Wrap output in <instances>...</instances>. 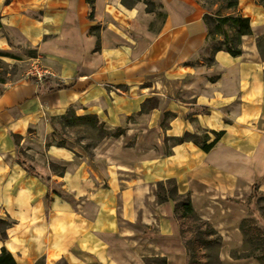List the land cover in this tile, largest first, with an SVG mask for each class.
Returning <instances> with one entry per match:
<instances>
[{
	"label": "crops",
	"instance_id": "crops-1",
	"mask_svg": "<svg viewBox=\"0 0 264 264\" xmlns=\"http://www.w3.org/2000/svg\"><path fill=\"white\" fill-rule=\"evenodd\" d=\"M158 1L164 18L142 0H93L92 9L87 0H0V52L23 43L45 73L0 82V219L9 222L0 251L17 264H187L158 182L172 179L192 199L200 190L237 198L254 183L264 192L263 6L238 0L252 34L240 55L218 50L206 66L189 63L205 46V9ZM149 98L157 105L142 110ZM69 109L125 132L92 156L59 146L50 119ZM185 133L193 138L172 142ZM215 134L201 149L197 140Z\"/></svg>",
	"mask_w": 264,
	"mask_h": 264
},
{
	"label": "rangeland",
	"instance_id": "rangeland-1",
	"mask_svg": "<svg viewBox=\"0 0 264 264\" xmlns=\"http://www.w3.org/2000/svg\"><path fill=\"white\" fill-rule=\"evenodd\" d=\"M195 1L205 12L212 14L230 10L239 13L238 5L230 9L226 7L233 0ZM11 45L12 49L5 54L14 60L8 64L0 61V82L30 76L29 70L34 67L29 59L35 55L33 49L14 40ZM71 114L69 111L68 116ZM52 123L60 133L55 134V143L63 139L65 146L67 143L73 145L89 156L106 137L97 126L89 123L68 124L59 120ZM130 139L132 137L126 141L130 142ZM21 157L26 159L24 153ZM173 187V183H164L162 193L176 199L180 205L183 199L177 196ZM185 195L190 200L192 213L186 215L179 206L176 215L189 264H264V192L245 186L239 189L237 198L219 196L206 190H200L193 199L188 193ZM3 227L4 224L0 223V230ZM148 263L160 264V261L151 260Z\"/></svg>",
	"mask_w": 264,
	"mask_h": 264
},
{
	"label": "trees",
	"instance_id": "trees-1",
	"mask_svg": "<svg viewBox=\"0 0 264 264\" xmlns=\"http://www.w3.org/2000/svg\"><path fill=\"white\" fill-rule=\"evenodd\" d=\"M89 5L93 6V0H87ZM137 1L139 0H121V3L126 5L127 7L133 6ZM146 7V11L149 12H156L158 18H164L165 17V12L163 11V5L158 1V0H142ZM257 3L263 6L264 8V3L262 1L264 0H255ZM238 5V0H233L232 2H229L227 4V8L230 9L231 7H235ZM91 16H92V11H91ZM203 22L206 26V39H205V46L203 47L202 51L199 53V58L197 60L189 61V63L193 64L194 62L201 61L202 64L206 66H210L214 63V54L218 50H225L227 51L230 55L232 56H238L242 53V48H241V38L244 35H251L252 34V29H251V24H250V19L249 17H245L240 13L234 12V10L227 11L225 13H209L205 12L203 14ZM2 29V23L0 22V31ZM256 45L257 49L259 51V54L264 61V33L259 35L256 38ZM98 46V44H97ZM0 55H6L0 52ZM43 81H45L43 79ZM157 105V100L156 99H147V101L143 102L141 109L146 110L151 107H155ZM71 111V116H68V112ZM53 120H59V121H65L68 124L73 123V122H82V123H89L90 125L97 126L99 130L105 133L106 137H118L121 134H124L125 130L123 128H115L113 130H108L104 129L103 126L98 123L97 116L95 114H82V115H77L72 109L67 110L64 114L58 116V117H52L50 119L51 123ZM53 133L60 135V133L57 131L56 127L53 125ZM218 134H215V139L211 141L210 143L206 142V139L204 141H198L197 143L199 144L200 148L203 149L204 151H208L214 141L217 139ZM193 138L192 134L185 133L181 137H175L171 138L173 143H180L186 139ZM166 141V139H165ZM59 146H63V139L58 141L56 143ZM133 144V139H130V142L126 141V145H132ZM22 153H24L22 150H19V156L21 157ZM92 156V155H90ZM27 167L28 170H33L32 167L22 161ZM51 168L56 170V165L50 164ZM169 182L173 183L174 187L173 189L175 190L177 196L181 199V204L179 205L176 199L174 198H169L166 195L162 193V187L164 183ZM257 183H254L252 185L253 189H257ZM157 189H158V199L159 201H166V200H172L174 203V215L175 218L178 220V216L176 215V211L179 206H181L184 210V213L187 215V213H192V206L190 203V200L188 199V196L185 194H179L176 190V184L174 180H166L165 182H158L157 183ZM0 223H3L5 226L9 224V222L1 220ZM181 233V232H180ZM1 234L4 236V232L1 229ZM160 261V264L165 263L164 258L158 259ZM186 263L189 264V258H187ZM0 264H17L13 256L11 255L10 252H8L6 249L2 248L0 251Z\"/></svg>",
	"mask_w": 264,
	"mask_h": 264
},
{
	"label": "built area",
	"instance_id": "built-area-1",
	"mask_svg": "<svg viewBox=\"0 0 264 264\" xmlns=\"http://www.w3.org/2000/svg\"><path fill=\"white\" fill-rule=\"evenodd\" d=\"M37 69L35 68V66L33 67V68H31L30 70H29V73L31 74V75H38L39 77H43L44 76V72H37L36 71Z\"/></svg>",
	"mask_w": 264,
	"mask_h": 264
}]
</instances>
